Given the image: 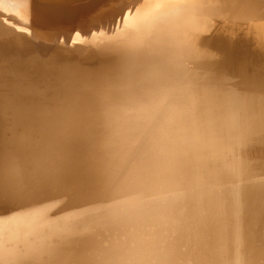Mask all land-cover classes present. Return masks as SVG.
<instances>
[{
    "label": "bare ground",
    "instance_id": "6f19581e",
    "mask_svg": "<svg viewBox=\"0 0 264 264\" xmlns=\"http://www.w3.org/2000/svg\"><path fill=\"white\" fill-rule=\"evenodd\" d=\"M0 7V264H264V0Z\"/></svg>",
    "mask_w": 264,
    "mask_h": 264
},
{
    "label": "snow or ice",
    "instance_id": "6c2138e0",
    "mask_svg": "<svg viewBox=\"0 0 264 264\" xmlns=\"http://www.w3.org/2000/svg\"><path fill=\"white\" fill-rule=\"evenodd\" d=\"M5 3V0H0V5H3ZM19 3L24 4L27 3V0H19ZM4 9L0 7V11H3ZM79 35V34H78ZM12 191L15 194H8V189H6L5 186L0 185V213L5 212L8 210L14 203L18 196L25 195L26 193L22 188L19 186L12 189ZM36 195H39L40 193H35Z\"/></svg>",
    "mask_w": 264,
    "mask_h": 264
}]
</instances>
